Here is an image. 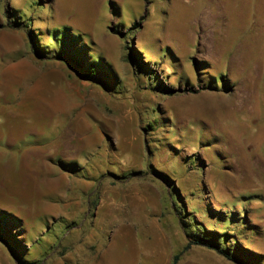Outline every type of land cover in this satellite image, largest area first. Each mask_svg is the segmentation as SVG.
Returning <instances> with one entry per match:
<instances>
[{
    "label": "rangeland",
    "instance_id": "1",
    "mask_svg": "<svg viewBox=\"0 0 264 264\" xmlns=\"http://www.w3.org/2000/svg\"><path fill=\"white\" fill-rule=\"evenodd\" d=\"M180 253L264 264V0H0V264Z\"/></svg>",
    "mask_w": 264,
    "mask_h": 264
},
{
    "label": "trees",
    "instance_id": "2",
    "mask_svg": "<svg viewBox=\"0 0 264 264\" xmlns=\"http://www.w3.org/2000/svg\"><path fill=\"white\" fill-rule=\"evenodd\" d=\"M75 69L78 71V69L76 67H75ZM192 245H202V244L200 242H196V241L191 240V241H189V243L187 244V246L184 248V252L185 251H188L191 248ZM208 247H210L211 249L216 250L220 255L224 256L225 258L230 259V256L227 255L223 249H220V248H218L216 246H208ZM181 255H182V253L176 255L174 257V260H173V263L172 264H178Z\"/></svg>",
    "mask_w": 264,
    "mask_h": 264
}]
</instances>
